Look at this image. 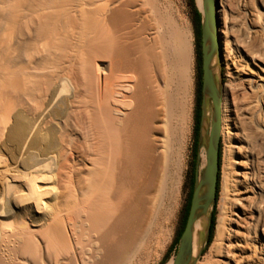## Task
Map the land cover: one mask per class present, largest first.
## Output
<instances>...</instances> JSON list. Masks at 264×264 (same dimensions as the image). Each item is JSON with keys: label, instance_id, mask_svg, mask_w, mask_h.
Instances as JSON below:
<instances>
[{"label": "bare ground", "instance_id": "obj_1", "mask_svg": "<svg viewBox=\"0 0 264 264\" xmlns=\"http://www.w3.org/2000/svg\"><path fill=\"white\" fill-rule=\"evenodd\" d=\"M130 1L10 5L17 31L32 21L48 41L38 50L17 39L12 62L27 55L28 71L0 76V264H125L148 248L149 182L137 179L158 123L177 136L190 39L161 13L152 35L133 27ZM217 1L213 74L224 64L247 89L219 90L227 198L208 248L221 261L209 264H264V0ZM207 217L193 224V256Z\"/></svg>", "mask_w": 264, "mask_h": 264}, {"label": "rangeland", "instance_id": "obj_2", "mask_svg": "<svg viewBox=\"0 0 264 264\" xmlns=\"http://www.w3.org/2000/svg\"><path fill=\"white\" fill-rule=\"evenodd\" d=\"M12 2L13 0H0V76L3 79L4 73L10 72L12 69L21 67L23 72L28 71L30 63L27 55H22L23 57H20L16 65L12 62L17 56V51L14 48L18 41L17 39H23L29 44L32 43L38 50L44 47L48 41L33 35L34 25L31 24L33 23L32 21H29L28 26H25L23 30H16L17 23L6 18ZM130 2L131 10L136 13L133 27L142 28L144 33L152 35L156 31V26L159 25L157 14L161 13L162 15L170 16L179 27L187 29L190 39L188 70L184 78L185 89L182 94V116L177 136L171 138L162 122L158 123L159 129L153 132L155 149L151 159L144 166L137 179L138 184L141 186L149 182V189L146 191V195L151 199L148 206L152 210L150 211L153 212V228L151 226V230L153 229L155 232L152 230V233L151 231L146 250L140 248L138 252L130 254L125 261V264H166L172 261L177 251L179 244L178 234L189 202L191 181L194 180L196 171L199 176L201 175L206 161L204 134L205 130L210 127L212 115V105L208 99H206L205 103L204 117L206 118L203 119V123L199 128V133L202 135V143L198 149L201 155L199 163L196 165L195 161L194 164L192 159L197 97L201 93V60L197 55L196 49L197 43L200 42L196 40V36L200 34L201 22L197 25L194 23L191 0H131ZM193 2L195 7L201 12L196 0H193ZM230 3L237 7L236 0H231ZM13 65L15 68H12L14 67ZM25 65H27V68ZM7 68L8 71H6ZM219 71L216 79L217 84L221 86L224 83L234 82L233 91L236 97L241 96L246 91V85L242 84V80L239 79L240 76L227 75L228 72L224 64H220ZM1 85L0 89H7L6 86L3 87V85L2 88ZM220 144L219 188L211 210V212L214 211L215 219L221 211L220 209L226 205L227 198L223 188L221 172L222 149L225 144V136L222 132ZM153 235L154 237H151ZM204 242L201 255L194 264H200L204 260V255L205 264H209L212 260L221 261V257L216 253L210 254L208 252L210 243H206V238Z\"/></svg>", "mask_w": 264, "mask_h": 264}, {"label": "water", "instance_id": "obj_3", "mask_svg": "<svg viewBox=\"0 0 264 264\" xmlns=\"http://www.w3.org/2000/svg\"><path fill=\"white\" fill-rule=\"evenodd\" d=\"M217 0H201V120L205 116L206 99L211 102L212 115L209 129L205 130V166L199 176L197 171L194 176V183L190 197V204L184 227L179 236V244L171 264H194L201 255H192L193 224L199 215L206 214L207 238L211 225V210L216 200L217 181L220 170L219 149L221 140V95L220 85L217 84L211 67V59L219 45V25L217 23ZM202 143V135L199 133L198 149ZM200 154L198 151L196 165L199 163Z\"/></svg>", "mask_w": 264, "mask_h": 264}, {"label": "trees", "instance_id": "obj_4", "mask_svg": "<svg viewBox=\"0 0 264 264\" xmlns=\"http://www.w3.org/2000/svg\"><path fill=\"white\" fill-rule=\"evenodd\" d=\"M191 4H192V10H193V19H194V23L195 25L199 24L201 22V12L195 7L193 0H191ZM196 40L200 41L199 43H197V55L201 60V33L199 35L196 36ZM200 95V98H199ZM201 97L202 94H198L197 97V107H196V116H195V124H194V142H193V149H192V159H193V163L195 164L196 161V157L198 154V137H199V128H200V120H201ZM220 153H221V144H220V149H219V162H220ZM193 183L194 180L191 181V186H190V191H189V202L186 208V213L184 215V221L181 227V230L178 234V236H180L182 229L184 227L185 224V220L187 217V213H188V209H189V204H190V197H191V193H192V188H193ZM218 188H219V174H218V181H217V192H218ZM217 195V193H216ZM215 221V215H214V211H212L211 213V225H210V231L209 234L206 238V243L209 244L210 241L212 240V229L214 227V222Z\"/></svg>", "mask_w": 264, "mask_h": 264}]
</instances>
